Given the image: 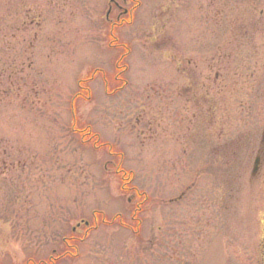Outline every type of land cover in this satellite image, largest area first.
Returning a JSON list of instances; mask_svg holds the SVG:
<instances>
[{"label":"rangeland","instance_id":"obj_1","mask_svg":"<svg viewBox=\"0 0 264 264\" xmlns=\"http://www.w3.org/2000/svg\"><path fill=\"white\" fill-rule=\"evenodd\" d=\"M136 1L0 0V264H264V0Z\"/></svg>","mask_w":264,"mask_h":264},{"label":"trees","instance_id":"obj_2","mask_svg":"<svg viewBox=\"0 0 264 264\" xmlns=\"http://www.w3.org/2000/svg\"><path fill=\"white\" fill-rule=\"evenodd\" d=\"M120 27H122V26H120ZM112 40H113V42H118V38H116L115 36H114V39H112ZM119 47H121L120 49L124 51V54L122 53L120 55L122 57L119 58V60L116 62V68H115V70L113 71V74H112V82L115 83L116 86H117L114 89V91H116V90H123L127 86V80L126 79H123V76L127 73L128 66L126 64L124 65L123 61L127 58V55L129 54V49L126 46H122V45L121 46L119 45ZM92 76H93V78H90L89 79L90 82H92L95 79L96 76H99L101 78L100 80H102V82L104 83V87L105 88H107V87L110 86V83L108 81V78H107L106 74L103 71L97 70V71L94 72V74ZM125 78H126V76H125ZM84 82H87V80H85V81H81V80L78 81L77 87L79 89V92L76 93L73 96V98H72L73 101H71L72 104L74 103V100H76L77 98H79V99L80 98H84V97H82V91H84L85 93H87L86 99L87 100L90 99V91H88V89H85V87L82 86V84ZM77 133L82 138L87 137L88 141H93L94 140L93 141V144H94L93 146L98 145L99 139H98L97 135H91V137H90V133H88V130H86V133H88V134H85L83 132V130L78 131ZM108 149H109L108 155L114 156L112 154V152L110 151V146H108ZM119 158H120V156H119ZM121 177H124V180L119 179V181L121 183V189H120L121 192H124V193L130 192V191L135 192V188L132 185V183H133L132 182V173L131 172H122ZM138 196H139L140 202L143 203V205H142V208H143V206L147 202L146 196H145L144 193H140L139 191H138L137 197ZM120 226L123 227V223H121ZM84 229H85V232H87L89 230V228H84ZM75 234L76 233H72L71 232L70 239L69 240L62 241V246L65 248L64 251H61L62 253L60 252L59 254H57V256L53 254L52 257H50V258H48V260H46V262L45 261H42V262H38L37 261V262H34V264H58V263H61L62 261H64L65 259H67L68 257H70L71 256L70 253H69L70 248H74L75 251H76V247H73V245H70V244L71 243L72 244H76L78 242V239H76V237H74ZM76 254L77 253H75L74 256H76Z\"/></svg>","mask_w":264,"mask_h":264},{"label":"flooded vegetation","instance_id":"obj_3","mask_svg":"<svg viewBox=\"0 0 264 264\" xmlns=\"http://www.w3.org/2000/svg\"><path fill=\"white\" fill-rule=\"evenodd\" d=\"M122 4H126V1L125 0H121ZM112 8H113V12L115 11L116 13V16H115V20H114V23H117V22H121V21H124V18L127 17V16H131L132 14V9H124L122 8V6H120L118 3H113L110 7V10H109V13L112 14ZM109 14V15H110ZM123 23V22H122ZM176 69V68H175ZM178 71V70H177ZM263 131H264V127H263ZM264 134V132H263ZM264 146V144H262ZM262 158L264 159V147L262 149H260L258 151V158H255L254 162L256 161V165H253V170H252V174L251 176H253L254 178L256 177V174L258 173L259 169L260 168V165L262 164ZM121 180H124V177H121ZM134 178L132 179V182H133ZM135 194L136 196H131L130 198L127 199V203L128 205H134L135 207V210H134V214L131 216V218H129L130 221H134L135 220V215L136 216H139L141 211H142V205L143 203H135L133 200H135L136 198L139 199V196L137 197L138 195V191L135 189ZM136 197V198H135ZM94 217V220L96 222L97 219H95L96 217V214L93 215ZM254 218V217H253ZM220 219V218H219ZM221 223H223V218H221ZM219 221V220H218ZM141 220H138V227L140 226L141 224ZM125 226V225H124ZM255 226H257V224L255 223ZM127 227V226H126ZM137 227V228H138ZM139 229V228H138ZM259 257L261 258V261L264 263V239H262L260 241V254H259ZM256 256L253 254L250 256V260L253 261V264L256 263ZM254 259V260H253Z\"/></svg>","mask_w":264,"mask_h":264},{"label":"water","instance_id":"obj_4","mask_svg":"<svg viewBox=\"0 0 264 264\" xmlns=\"http://www.w3.org/2000/svg\"><path fill=\"white\" fill-rule=\"evenodd\" d=\"M255 165H256V161H255Z\"/></svg>","mask_w":264,"mask_h":264}]
</instances>
